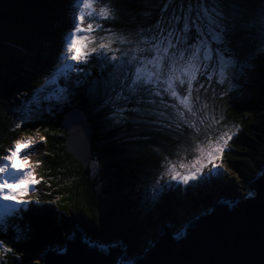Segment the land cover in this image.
<instances>
[{"label": "trees", "instance_id": "16d2710c", "mask_svg": "<svg viewBox=\"0 0 264 264\" xmlns=\"http://www.w3.org/2000/svg\"><path fill=\"white\" fill-rule=\"evenodd\" d=\"M107 2L108 0H100L96 3L97 12ZM244 2L248 6L249 15L253 14L250 10L260 11L261 0ZM113 3L119 9L115 20H104L97 16L85 21V25L89 22L103 25L104 30L92 34L96 41L102 37H110L112 33L106 31L108 29L116 35L121 33L125 36L139 26L155 23L162 7V0H113ZM72 7V0H0V157L16 140L30 137L37 141L28 149V159L33 164L37 180L40 181L24 196L33 201L39 200L40 204L30 205L28 210L11 219L6 233L0 232V240L11 249L8 252L0 247V264H32L33 247L39 249L43 245L57 243L60 228H66L63 225L68 224L66 217L76 214L84 215L86 222L82 223L84 226L88 225L85 230L89 236L100 234L106 241L112 236L120 237L124 242L131 243L127 249L131 253L137 235L142 236L143 233H148L151 225L171 218L176 211L175 203L179 205L182 196L183 199L187 197L186 201L194 197V205L199 206L196 198L199 189L187 187L179 196L168 192V196L161 195L158 203L151 201L155 220L151 219V215L142 212L145 206L141 204L132 207L125 200L124 212L121 208L100 212L95 210L94 202L86 195L88 180L82 177V174L87 176V167L84 169L67 152L64 141L66 132L61 121L68 108L78 106L83 109L94 127L91 139L93 151V145L99 138V130L97 121L91 114L93 106L86 89L92 80L100 77L102 60L95 58L93 54L81 65L84 72L90 75L85 77L87 83L70 98V102L51 111L47 108L36 111L34 105H29L32 90H39L54 71L63 50L64 36L71 30ZM254 44L252 41L243 46L246 58L253 52L251 48ZM117 45L121 44L116 43L113 46ZM252 63L255 70L250 77H254L252 88L254 86L256 93L234 96L211 93L206 95L205 92L203 96L209 101L207 110L211 117L205 119L203 124L192 128L190 124L180 123V127L175 129L171 120L163 122L165 125L172 124L171 132L179 138L177 145L174 137L171 142L169 134L158 131L153 134H143L144 131H141L143 137L133 139L138 144L133 150L122 147L118 149L111 142H107L106 175L111 176L114 173L115 179H121L119 182H127L129 177L139 173L142 175L149 172L150 176L154 175L162 165L165 166L171 160L170 163L177 165L194 163L200 155L199 147L206 146V131L211 126L213 138L215 134L229 130L236 133L229 141L230 151L226 150L224 153V158L232 163L231 166L228 165V178L237 174L238 179L242 177V173L247 178L250 171L248 158L254 156L252 153L257 151V146L264 144V54L257 55ZM57 86L62 84L58 83ZM200 93L202 94L201 91ZM24 106L32 107L33 110L27 112L24 108L21 111ZM197 107L205 110L199 105ZM212 118L220 123L213 124ZM197 128L200 129L199 132L196 131ZM108 133L103 134V138H108ZM40 137L45 139L41 141ZM115 169L118 170L117 173ZM116 189L119 192V188ZM193 189L196 191L193 192ZM229 189L226 184L218 187L221 193H226ZM233 191L232 189L227 193ZM194 205L192 203L190 208L194 209ZM15 227L24 230L25 236L20 234L14 239ZM105 229L111 230V237H105L102 233Z\"/></svg>", "mask_w": 264, "mask_h": 264}, {"label": "snow or ice", "instance_id": "6c2138e0", "mask_svg": "<svg viewBox=\"0 0 264 264\" xmlns=\"http://www.w3.org/2000/svg\"><path fill=\"white\" fill-rule=\"evenodd\" d=\"M99 2L100 0H72L71 30L64 36L63 50L54 71L39 90H32L29 105H34L36 111L45 108L51 111L70 102V98L87 83L85 77L90 75L84 72L81 65L95 54V58L102 60V72L86 89V94L97 111H111L116 126H124L130 117L133 124H143L151 131H161L164 127L171 130L172 124L161 125L150 119L157 115L154 109L163 106L174 109L178 120L195 128V123H190L188 117L199 119L198 112L201 109H196V101L200 98L201 89L208 91L205 83L200 82L201 79L211 85L215 73L218 76L215 81L217 86H229L221 93L227 95L232 86L231 81L244 76L246 68L254 67L252 61L257 55L264 54V32L256 48L244 61H241L233 47L232 37L243 28L241 21L248 12V9L241 7L242 0H162L160 15L154 26L137 33L142 36L141 39L129 40L108 29L106 31L112 35L107 38V42H103L105 38L102 37L101 42L91 46L96 43L92 34L104 29L101 24L89 22L85 25V21L97 16L104 20H115L119 11L113 0H108L97 12L95 5ZM260 18L264 22V0H261ZM117 42L121 45L132 44L133 47L112 48L111 45ZM194 82L197 86H194ZM58 83L62 86H57ZM165 97H170L178 104L166 102ZM119 99L144 107L113 110L114 100ZM32 110V107L26 109L27 112ZM125 113L128 117H125ZM137 115L145 118L137 120ZM205 119L207 118L200 119V123L203 124ZM212 120L215 125L220 123L215 118ZM176 127L179 128L180 124ZM196 131L199 132L200 129L197 128ZM212 133L213 129L209 126L205 137L206 146L199 147L200 155L185 173L177 171L176 165H170V180L158 182L152 188L150 198L154 204L158 203L166 189L173 187L171 181H175L176 185L199 187L225 177L223 157L226 150L230 151L229 141L236 133L220 132L214 138ZM44 139L40 137L41 141ZM36 143L33 139L16 140L7 154L0 157V201L5 202L0 206V231L7 225L9 217H18L33 203L40 204L39 200L24 199L29 186L40 181L35 176L28 156H21L24 150ZM18 159L22 167H17ZM185 167L180 164V168ZM260 174L264 175V171ZM254 194L253 191H248L246 195L251 197ZM180 236L177 233L176 238ZM0 246L5 251H11L2 240ZM92 247L97 245L93 244ZM99 247L101 251L107 252L116 245ZM116 264H136V260L125 254L117 258Z\"/></svg>", "mask_w": 264, "mask_h": 264}, {"label": "water", "instance_id": "95a60500", "mask_svg": "<svg viewBox=\"0 0 264 264\" xmlns=\"http://www.w3.org/2000/svg\"><path fill=\"white\" fill-rule=\"evenodd\" d=\"M65 148L85 169L91 159L94 127L83 109L68 108L61 121ZM264 163L247 181L241 195L222 193L210 205L196 209L176 228V214L156 224L157 235L146 239L139 253H128L118 242L92 240L85 228L74 225L64 240L39 256L42 264H116L134 257L136 264H264ZM248 191L254 196L248 197ZM177 206L178 203H175ZM173 206V205H172ZM180 233V238L177 237ZM95 244L97 247H92ZM53 245V244H52ZM100 245H116L107 252Z\"/></svg>", "mask_w": 264, "mask_h": 264}, {"label": "rangeland", "instance_id": "374dc122", "mask_svg": "<svg viewBox=\"0 0 264 264\" xmlns=\"http://www.w3.org/2000/svg\"><path fill=\"white\" fill-rule=\"evenodd\" d=\"M241 7L248 9L247 4L244 2V0H242V4ZM253 14L249 15V10L246 13V15L244 16V19L241 21V24L243 25V28L236 32L233 37H232V41H233V47L236 50V52L239 54L241 61L246 60V56L245 53L246 51L243 50V46L247 43H251L252 41L255 42V44L253 45L252 51L254 50V48L257 45V42L262 34V32H264V22L261 21L260 18V11H254V10H250ZM71 15V19L73 16V12H70ZM159 17V16H158ZM260 23V24H259ZM155 23L150 24L148 26H142V27H137L134 30H131V33H128L127 35H122L120 33V35L117 36H124L125 38L129 39V40H138L141 39L142 36L138 35L137 33L141 30V29H148L151 26H154ZM69 31V30H68ZM146 35V33H145ZM99 42H101V40L96 41V43L93 44V46H96V44H98ZM103 42H107V39H104ZM118 43V42H117ZM116 43L112 44L111 47L112 48H130L133 47L132 44H128V45H120V46H113ZM119 44V43H118ZM109 55H111V53H109ZM102 63V62H101ZM255 70V65L253 68L251 69H245V75L241 76V77H237L236 79H233L231 81V88L228 90L227 95H243V94H252V93H256V89L252 88L253 82L252 79L254 77H250L252 72ZM105 76H107V74H105ZM51 77V76H50ZM95 80V79H94ZM218 80V76L214 73L213 74V83L211 85H208L203 79H201L200 82L205 83V87L208 89V91L206 92V95L208 93H211V95H219L221 94L224 89L229 88V86L226 84L224 86H217V84L215 83V81ZM93 81V80H92ZM92 84V82H91ZM90 84V86H91ZM89 86V87H90ZM194 86L196 85V82H194ZM202 94L200 93V98L198 101H196V109H198V105L199 107H202L203 105H207V103L209 102L208 99L206 100V97L203 96V94L205 95V91L203 89H201ZM72 98V97H71ZM166 102L168 103H172L175 102L173 101L170 97H165ZM159 103V101H158ZM178 104V102H175ZM90 104L93 106L92 110H91V114L93 117H95L96 121H97V127L99 130V138L96 142V144L93 145V151H92V158L89 161L88 165H87V172L86 175L82 174V177L88 180L87 185V192L86 195L89 197L90 200H92L94 202V207L95 210L97 212H100V210L105 211V209H118L121 208L123 209L122 211L124 212L125 209V205H123V201L125 200L126 203H130L129 205H132L136 207V205H141L145 206L142 210L143 213L145 214H149L151 215V219L155 220V215L154 212L151 211V191L154 185H156L158 182L163 183L166 181L170 180V173H169V169H170V165H173L172 163H170L171 161H169L165 166L162 165L161 169L159 170L158 173L154 174V175H149V172H144V174H136L134 175V177H129L127 182L125 180L118 179V178H114V173L111 176H108V174L106 175V164H107V160L105 159V148H106V143L107 142H111L116 148H124L125 150H133L136 147H138V144L135 142V140H133L134 138H141L143 137L140 133L141 131H144L143 134H148V133H156L157 131H151L149 130L145 125L143 124H139V125H135L131 122V118L128 117V114L125 113V117H128L127 122L124 124V126H116L113 123V117L111 115V111L109 110H105L104 112H100L97 111L95 106L93 105V103L90 101ZM125 107H141L143 108L144 105H134L131 103V101H125L124 99H119V100H114V103L112 105V109H117V108H125ZM27 109V106H24L23 108H21V111ZM205 110H201L200 112H198V118H193V117H188L190 123H195V125H200V119H204V118H210L211 116L209 115V110H207V107H204ZM201 109V108H200ZM181 110H183L182 106H181ZM154 111L157 113V115L151 117L150 119L156 120L159 122V124L161 125H165L163 124L164 121H166V123L171 120L172 122H174L173 126L175 129H177L176 125L179 123H184L183 121H180L177 119L176 117V113L175 110L172 108H164L163 106H160L158 108H155ZM24 113V112H23ZM159 113H163V115H159ZM106 117H108V119H106ZM116 118H119L118 116ZM137 120H141L144 119L145 117L139 116L137 115L135 117ZM170 121V122H171ZM185 124V123H184ZM168 125V124H167ZM144 129V130H141ZM232 131V130H229ZM110 132V133H108ZM161 133H167L170 135L169 140L172 142V138L174 137L175 141L174 143L177 145L179 142V138L177 137V134L174 136L173 133L171 132V130H169L167 127H164L163 130L158 131ZM226 132V131H225ZM228 132V131H227ZM108 133V138H103V134ZM138 134V135H137ZM27 139H31L30 137H24L23 139L20 140H27ZM15 142V141H14ZM260 145V144H259ZM14 146V143L11 145V147ZM10 147V148H11ZM257 151H254V153H252L254 156L253 157H249L248 159L250 160L249 163V167H250V171L248 173L247 178H245L244 174L242 173V177H239L237 179V174L233 175L232 178H228V172H230L229 170V166H231V161L229 159H225L223 157V168L226 170V175L223 179H215L213 182L204 185V186H199L197 187L199 189V193L197 194V199H198V205L200 206H196L194 205V197H192L190 199V201H186L187 197L183 199V196L181 197V199L179 200V205L176 206V211L175 214L176 216V228H178L179 226H181L185 220L186 217H188L191 213H194V211L196 209H204L207 206L210 205V201L212 200V198H215L217 196H219L220 194H222L219 190L218 187L221 184H226L227 188H231L230 190H234L232 193H227L229 191H227V195H232V194H238L241 195L242 193H244L246 190H244L247 181H249L252 176L254 175V173L258 170V168L260 167L261 164L264 163V144L261 146H257ZM9 149V148H8ZM7 149V150H8ZM30 152V150H29ZM28 152V149L24 150V152L21 153V156L23 155H29L30 153ZM7 154V151L3 153V155L1 157H3L4 155ZM226 156H228V153L226 152ZM249 156V154L247 155ZM169 159V158H168ZM167 159V160H168ZM167 162V161H166ZM17 167H22L20 160L18 159L16 161ZM32 164V163H31ZM193 163H188L187 165H185V168H180V165H177L176 163L174 165H176V170L180 171L181 173H185L188 168L192 165ZM229 165V166H228ZM33 166V164H32ZM210 167V165H209ZM232 168V167H231ZM118 170L115 169V173H117ZM117 177V176H116ZM162 178V179H161ZM118 179V180H117ZM173 187L170 189H166L165 192L163 193L164 195L168 196V192H174L176 194H178L177 196H179L180 192H183L185 190V188L189 187V186H185V185H176L175 181H171ZM35 185H30L29 186V191H31V189L35 188ZM119 188V192L117 191ZM195 188V187H193ZM194 190V189H193ZM179 191V192H178ZM196 190H194L193 192H195ZM198 191V190H197ZM139 195L141 197H139ZM196 196V195H195ZM24 199H27V197H24ZM129 199V200H127ZM204 201V203H203ZM5 202L0 201V206H2ZM7 203H11V202H7ZM194 205V209L190 208V206ZM34 205V203L32 204ZM132 214V213H131ZM190 217V216H189ZM15 218V217H9L8 218V222L7 225L5 226V228L2 231H5L6 233V227L8 226V224L11 222V219ZM168 219L164 220L165 222ZM86 222L84 219V215H78L76 214L75 216H71V217H66V222L68 223L67 225H63L66 226V228H60V231L58 233V242L57 243H53V245H43V247L37 249L36 247H33V255L31 256L32 260V264H42V257L39 256V254H41L43 252V250H45L48 247L54 246V244H59L61 247L64 245V240L66 239L67 235L71 232L73 226L76 224L78 225L80 228H85V226L83 225L82 222ZM62 226V227H63ZM72 226V227H70ZM86 226H88L86 224ZM61 227V226H60ZM19 227H15V229H13L14 231V239L16 237H18L20 234L22 235V237L25 236V232L24 230L18 229ZM157 228L158 226H156L155 224L151 225L148 228V233H143L142 236L141 235H137L138 238L136 240V242L134 243V249L132 252L135 253H139L141 252L146 244V239L150 238V237H156L157 235ZM69 229H71L69 231ZM1 232V231H0ZM102 233L105 235V237H111V230L109 229H105L104 231H102ZM100 234L96 235L95 237L89 236L92 240H104L106 241L104 238L99 236ZM121 245H126L124 248L127 251V249H129L130 244L127 241H123L122 238L120 237H116V236H112L111 238H109L110 242H118ZM2 247V246H0ZM131 252V253H132Z\"/></svg>", "mask_w": 264, "mask_h": 264}, {"label": "bare ground", "instance_id": "6f19581e", "mask_svg": "<svg viewBox=\"0 0 264 264\" xmlns=\"http://www.w3.org/2000/svg\"><path fill=\"white\" fill-rule=\"evenodd\" d=\"M30 200V199H29Z\"/></svg>", "mask_w": 264, "mask_h": 264}]
</instances>
